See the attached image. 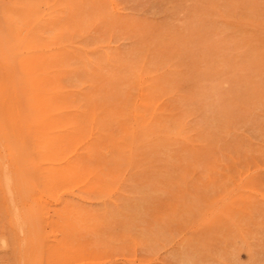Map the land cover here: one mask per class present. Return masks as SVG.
Segmentation results:
<instances>
[{"label":"rangeland","instance_id":"374dc122","mask_svg":"<svg viewBox=\"0 0 264 264\" xmlns=\"http://www.w3.org/2000/svg\"><path fill=\"white\" fill-rule=\"evenodd\" d=\"M0 59V264H264V0H0Z\"/></svg>","mask_w":264,"mask_h":264},{"label":"bare ground","instance_id":"6f19581e","mask_svg":"<svg viewBox=\"0 0 264 264\" xmlns=\"http://www.w3.org/2000/svg\"><path fill=\"white\" fill-rule=\"evenodd\" d=\"M31 1H32V0H31ZM9 2H10V1H9ZM11 2H12V1H11ZM16 3H17V2H16ZM33 3H34V2L29 3V4L34 5ZM17 4H18V3H17ZM10 5L12 6V4H9V6H10ZM14 6H15V5H14ZM15 7H16V6H15ZM34 12H35V11H34ZM7 13H8V12H7ZM14 13H15L17 16H20V15H22L23 12H20V13H21V14H20V13H17V10H16V12H14ZM25 13H26V12H25ZM25 13H24V14H25ZM15 14H13V15H15ZM19 14H20V15H19ZM24 14H23V15H24ZM3 16H5V15H3ZM6 16H7V15H6ZM24 16H25V15H24ZM20 17H21V16H20ZM7 18H8V17H7ZM37 20H38V19H37ZM37 20H36V21H37ZM9 21H12V19H11V20L9 19ZM25 21H26V20L23 21V24H24ZM28 21H29V20H28ZM28 21H27V22H28ZM13 22H14V21H13ZM11 23H12V22H11ZM19 23H20V22H19ZM21 23H22V22H21ZM12 24H13V23H12ZM13 25H16V27H17V24H16V23L13 24ZM22 26H23V25H22ZM68 26H69V25H68ZM238 27H239V26H238ZM64 29H65V28H64ZM6 30H7V29H6ZM16 30H18V28H16ZM19 30H21V29H19ZM21 31H22V30H21ZM22 32H24V30H23ZM44 32H45V31L43 30V31H42V34H44ZM46 32H47V31H46ZM49 32H51V33L53 34V31L50 30V31H48L47 33L49 34ZM54 32H55V31H54ZM16 33H17V32H16ZM27 33H28V32H27ZM51 33H50V34H51ZM2 34H3V33H2ZM22 34H23V33H22ZM22 34H21V35H22ZM37 34H38V32H37ZM45 34H46V33H45ZM48 34H47V35H48ZM57 34H58V33H57ZM253 34H254V33H253ZM23 35H24V34H23ZM38 35H40V34H38ZM6 36H7V35H6ZM17 36H18V34H17ZM40 36H42V35H40ZM56 36H58V35H56ZM252 36H253V35H252ZM50 37H51V36H50ZM48 38H49V36H48ZM48 38H47V39H48ZM251 38H252V37H251ZM7 39H10V38L7 37V38L5 39L6 42H7ZM49 39H51V38H49ZM257 41H258V39H257ZM6 42H2V43H6ZM20 42H22V41H20ZM7 43H8V42H7ZM29 43H30V42H29ZM31 43H34V42H31ZM8 44H9V45H8ZM8 44H6L8 47L11 46V45H13L11 42L8 43ZM16 44L18 45V43H16ZM34 44H35V43H34ZM35 46H37V45H35ZM41 48H42V47H41ZM13 49H14V48H13ZM17 49H19V48L17 47ZM35 49H38V48L35 47ZM39 49H40V48H39ZM32 50H34V49H32ZM15 51H16V49H15ZM21 51H22V50H21ZM34 51H35V50H34ZM16 52L18 53V51H16ZM26 52H27V51H26ZM18 54H21V53H18ZM23 54H24V53H23ZM89 54H90V53H89ZM103 54H104V53H103ZM107 54H108V53H107ZM15 55H16V54H15ZM39 55H40V54H39ZM109 56H110V54H109ZM111 56H112V55H111ZM106 57H108V56L106 55ZM1 58H2V57H1ZM4 58H5V57H4ZM8 58H9V57H8ZM11 58H12V56H11ZM53 58H54V57H53ZM98 58H100V57H98ZM104 58H105V56H104ZM104 58H103V59H104ZM108 58H109V57H108ZM108 58H106V59H108ZM112 58H113V56H112ZM12 59H13V58H12ZM17 59H18V58H17ZM89 59H90V58H89ZM110 59H111V57H110ZM114 59H115V58H114ZM114 59H111V60L114 61ZM0 60H1V59H0ZM3 60L6 61V59H3ZM14 60H15V59H14ZM93 60H94V59H93ZM99 60H100V59H99ZM118 60H119V58H118ZM1 61H2V60H1ZM5 61H4V62H5ZM7 61H8V59H7ZM7 61H6V62H7ZM76 61H77V60H76ZM78 61H80V60H78ZM96 61H97V65H96V64H95V65L98 67V64H99V66H100V63H98V59H97ZM103 61H104V60H103ZM106 61H107V63H109V62H108L109 60H105V61H104L105 64H107ZM116 61H117V60H116ZM101 62H102V59H101ZM104 62H102V63H104ZM121 62H122V61H121ZM130 62H131V61H130ZM0 63H1V62H0ZM14 63H15V61L13 62V64H14ZM17 63H18V62H17ZM118 63L120 64V62L117 61V62H116V66H117ZM7 64H8V63H7ZM15 64H16V63H15ZM81 64H83V62H82ZM127 64H128V63H127ZM9 65H12V64H9ZM77 65H78V64H77ZM0 66H1V65H0ZM14 66H15V65H14ZM14 66H13V68H14ZM78 66L80 67V65H78ZM121 66L123 67L124 65L122 64ZM121 66H119V67L117 66V67L121 69V68H122ZM135 66H137V65L135 64ZM4 67H5V66H4ZM4 67H2V70L5 69ZM97 67H96V68H97ZM102 67H103V66H102ZM114 67H115V66H114ZM125 67H126V66H125ZM129 67H130V64H129V66H128V69H129ZM80 68H81V67H80ZM99 68H100V67H99ZM134 68H135V67H134ZM134 68H133V69H134ZM71 69H72V68H71ZM114 69H115V68H113V70H112V69H109V72H110V70H112L111 74H113V73L115 74V72L117 71V69H116V71H115ZM135 69H136V68H135ZM7 70L9 71L10 69H7ZM18 70H19V69H18ZM73 70H74V69H73ZM118 70H119V69H118ZM129 70H132V67H131V69H129ZM136 70H137V69H136ZM114 71H115V72H114ZM119 71L124 72L125 69H124V71H123V70H119ZM0 72H2V71H0ZM10 72H11V71H10ZM12 72H13V71H12ZM128 72H129V71H128ZM128 72H127V74H128ZM138 72H139V71H136L134 74H137ZM6 73H8V72H6ZM116 73L120 74L121 72H120V73H119V72H116ZM124 73H125V72H124ZM0 74H1V73H0ZM3 74H4V73H3ZM90 74H92V73H90ZM99 74H100V73H99ZM114 74H113V75H114ZM131 74H132V73H131ZM131 74H130V75H131ZM139 74H140V72H139ZM8 75H9V74H8ZM22 75H23V74H22ZM103 75H104V74L101 73V76H103ZM120 75H121V76H124V75H122V74H120ZM130 75L128 74L127 76H126V75H125V76L128 77V76H130ZM1 76H2V75H1ZM91 76H92V75H91ZM91 76H90V78H91ZM104 76H106V75H104ZM117 76H118V75H117ZM2 77H3V76H2ZM17 77H18V76H17ZM19 77H21V75H20ZM113 77H114V76H113ZM119 77H120V76H119ZM126 77H125V78H126ZM12 78H13V77H12ZM14 78H15V77H14ZM21 78H22V77H21ZM115 78H116V75H115ZM128 78H129V77H128ZM136 78H137V77H136ZM2 79H3V78H2ZM8 79H9V78H8ZM18 79H19V78H18ZM107 79H108V77H107ZM126 79H127V78H126ZM134 79H135V78H134ZM141 79H142V78H141ZM118 80H119V79H118ZM121 80H122V79H121ZM139 80H140V79H139ZM142 80H143V79H142ZM18 81H19V80H18ZM20 81H21V80H20ZM128 81H129V80H128ZM128 81H127V82H128ZM1 82H3V81H1ZM130 82H131V81H130ZM102 83H103V82H102ZM140 83H141V82H139V84H140ZM163 83H164V82H163ZM2 84H3V83H2ZM2 84H1V85H2ZM20 84H21V83H20ZM99 84H100V83H99ZM123 84H124V83H122V85H123ZM134 84H135V83H134ZM164 84H165V83H164ZM5 85H6V84H5ZM21 85H23V84H21ZM92 85H93V84H92ZM118 85H119V84H118ZM124 85H125V84H124ZM144 85H145V84H144ZM161 85H163V84H161ZM6 86H8V85H6ZM6 86H5V87H6ZM125 86H126V85H125ZM125 86H124V87H125ZM145 86H147V85H145ZM91 87H92V86H91ZM103 87H104V86H103ZM119 87H120V86H119ZM122 87H123V86H122ZM122 87H121V88H122ZM137 87H139V86H137ZM143 87H144V86H143ZM1 88H2V86H1ZM9 88H10V87H9ZM13 88H15V87H13ZM101 88H102V87H101ZM163 88H164V87H163ZM6 89L8 90V87H7ZM17 89H18V88H17ZM11 90H12V87H11ZM11 90H10V92H11ZM36 90H37V89H36ZM102 90H103V88H102ZM1 91H2V90H1ZM12 91H13V90H12ZM41 91H42V90H41ZM43 91H44V90H43ZM80 91H81V90H80ZM105 91H107V90H105ZM120 91H121V90H120ZM120 91H119V94H120ZM138 91H139V90H138ZM10 92H9V94L12 95L14 91L12 92V94H11ZM15 92H16V91H15ZM19 92H20V89H19ZM21 92H22V91H21ZM21 92H20V94H21ZM38 92H39V91H38ZM47 92H48V91H47ZM74 92H75V91H74ZM123 92H124V91H123ZM24 93H25V92H24ZM24 93H23L24 96H25L26 94H28V92H26V94H24ZM32 93H33V92H32ZM0 94H1V93H0ZM3 94L5 95V90H4ZM14 94H15V93H14ZM35 94H36V93H35ZM77 94H80V93H77ZM121 94H122V93H121ZM138 94H139V93H138ZM158 94H159V93H158ZM23 95H22V96H23ZM50 95H52V94H50ZM82 95H83V94H82ZM82 95H81V96H82ZM123 95H125V94H123ZM123 95H122V96H123ZM0 96H1V95H0ZM2 96H3V95H2ZM79 96H80V95H79ZM79 96H78V98H79ZM81 96H80V99H81ZM88 96H89V95H88ZM160 96H161V95H160ZM3 97H4V96H3ZM5 97H6V95H5ZM13 97H14V95H13ZM15 97H16V96H15ZM82 97H83V96H82ZM139 97H140V94H139ZM6 98H7V97H6ZM6 98H5V99H6ZM16 98H17V97H16ZM84 98H85V97H84ZM86 98L88 99V97H86ZM100 98H101V97H99V99H100ZM122 98H123V97H122ZM9 99H10V97H9ZM23 99H24V98H23ZM89 99H90V98H89ZM137 99H138V98H136V100H137ZM159 99H160V97H159ZM7 100H8V98H7ZM17 100H19V98L16 99L15 102H16ZM21 100H22V99H21ZM24 100H26V98H25ZM30 100H31V98H30ZM2 101H3V100H2ZM8 101H10V102H8ZM8 101H7L8 104L12 102L11 100H8ZM137 101H138V100H137ZM143 101H144V100H143ZM15 102L11 103L12 106H13V104H14ZM20 102H21V101H20ZM99 103L101 104V102H99ZM135 103H136V102H134L133 105H135ZM141 103H142V102H141ZM141 103H140V104H141ZM5 104H6V103H5ZM5 104H3V105H5ZM105 104H106V103L103 102V105H104V106H105ZM137 104H138V103H137ZM157 104H158V103H157ZM22 105H23V104H22ZM24 105H25V104H24ZM122 105H124V104L122 103L121 106H122ZM133 105H132V107H133ZM6 106H7V104H6ZM6 106H5V107H6ZM14 106H15V104H14ZM85 106H86V105H85ZM98 106H99V104H98ZM106 106H107V105H106ZM126 106H127V105L123 106L122 108H126V109H127ZM1 107H2V106H1ZM8 107L11 109V106H10V105H9ZM19 107H20V106H19ZM19 107H18V109H19ZM82 107H83V106H82ZM97 108H98V107H97ZM106 108H107V107H106ZM108 108H109V107H108ZM112 108H113V107H112ZM112 108H111V110H112ZM137 108L140 109L138 106H137ZM137 108H136V109H137ZM0 109H2V108H0ZM5 109H6V108H5ZM15 109H17V107H15ZM83 109H84V108H82V111H83ZM85 109H86V108H85ZM100 109H101V108H100ZM116 109H117V108H116ZM128 109H129V108H128ZM136 109H135V110H136ZM2 110H4V109H2ZM23 110H24V109H23ZM23 110H22V111H23ZM75 110H76V109H75ZM114 110H115V109H114ZM120 110H121V108H120ZM129 110H130V109H129ZM27 111H28V109H27ZM27 111H24V112H27ZM112 111H113V110H112ZM117 111H118V109H117ZM132 111H133V110H132ZM132 111H131V112H132ZM1 112L4 113V111H1ZM16 112H17V111H16ZM28 112H29V111H28ZM30 112H31V109H30ZM30 112H29V113H30ZM32 112H33V111H32ZM34 112H36V111L34 110ZM37 112H38V111H37ZM74 112H75V111H74ZM86 112H87V110H86ZM108 112H109V110H108ZM113 112H114V111H113ZM113 112H112V113H113ZM118 112H119V111H118ZM120 112H121V111H120ZM95 113H97V111H96ZM125 113H126V112H125ZM12 114H13V113H12ZM35 114H37V113H35ZM35 114H34V115H35ZM39 114H41V113H38V117H39ZM60 114H61V113H60ZM86 114H88V113H86ZM86 114H85V115H86ZM119 114H120V113H119ZM129 114L131 115V113H129ZM129 114H128V115H129ZM134 114H135V113H134ZM143 114H144V113H143ZM152 114H153V109H152ZM154 114H155V113H154ZM74 115H75V117H76V114H74ZM82 115H83V114H82ZM82 115H81V118H83ZM85 115H84V116H85ZM112 115H113V114H112ZM11 116H12V115H11ZM36 116H37V115H36ZM63 116H65V115H63ZM66 116L68 117V112L66 113ZM86 116H87V115H86ZM0 117H1V115H0ZM46 117H47V116H46ZM61 117H62V116H61ZM130 117H131V116H129V118H130ZM132 117L134 118V116H132ZM132 117H131V118H132ZM137 117H138V115H137ZM148 117H150V116H148ZM77 118H78V116H77ZM79 118H80V117H79ZM84 118H85V117H84ZM131 118H130V119H131ZM151 118H152V116H151ZM0 119H1V118H0ZM69 119H70V120H73L71 116L69 117ZM87 119H90V118H87ZM93 119H95V118H93ZM172 119H173V117H172ZM12 120H13V119H12ZM29 120H30V119H29ZM65 120H68V118H66ZM82 120H83V119H82ZM132 120H133V119H131V122H132ZM134 120H135V118H134ZM148 120H149V119H148ZM148 120H147V121H148ZM13 121H14V120H13ZM92 121H93V120H92ZM112 121H113V120H112ZM147 121H146V122H147ZM16 122H17V121H16ZM28 122H30V121H27L25 125H27ZM128 122H129V121H128ZM146 122H145V123H146ZM64 123H66V122H64ZM68 123H69V121L67 122V124H68ZM91 123H92V122H91ZM132 123L135 124V122H132ZM137 123H138V122H137ZM167 123H168V122H167ZM9 124H10V123H9ZM15 125H16V124H15ZM28 125H29V124H28ZM88 125H89V124H88ZM92 125H93V124H92ZM131 125H132V124H131ZM29 126H30V125H29ZM137 126L139 127L140 125L138 124ZM137 126H136V127H137ZM13 127H14V126H13ZM30 127H31V126H30ZM30 127H29V128H30ZM90 127H92V126H90ZM129 127H130V124H129ZM155 127H156V126H155ZM1 128H3V127H1ZM105 128H108V127L105 126ZM112 128H113V127H112ZM143 128H144V127H142V129H143ZM3 129H5V128H3ZM108 129H109V128H108ZM134 129H135V127H134ZM183 129H184V128H183ZM1 130H2V129H1ZM5 130H6V129H5ZM5 130H4V131H5ZM11 130H12V128H11ZM72 130H73V129H72ZM109 130H110V129H109ZM109 130H108V131H109ZM131 130H132V129H131ZM184 130H185V129H184ZM41 131H42V130H41ZM123 131H124V130H123ZM132 131H133V130H132ZM177 131H178V130H177ZM38 132H39V131H38ZM61 132H63V131H61ZM68 132H69V131H68ZM133 132H134V131H133ZM135 132H136V131H135ZM63 133H64V132H63ZM70 133H71V132H70ZM90 133H91V132H90ZM128 133H129V131H128ZM56 134H57V133H56ZM129 134H131V133H129ZM132 134L134 135V133H132ZM64 135H65V134H64ZM68 135H69V133H68ZM71 135H73V134H71ZM89 135H91V134H89ZM115 135H116V134H115ZM133 135H132V136H133ZM157 135H158V134H157ZM159 135H161V134H159ZM171 135H173V134H171ZM31 136H32V135H31ZM112 136H113V135H112ZM116 136H117V135H116ZM119 136H120V135H119ZM153 136H154V135H153ZM162 136H164V135L162 134ZM5 137H6V132H5ZM5 137H4V138H5ZM89 137H90V136H89ZM172 137H173V136H172ZM183 137H184V136H183ZM185 137H187V136H185ZM61 138H62V137H61ZM61 138H60V139H61ZM148 138H149V137H148ZM148 138H146V139H148ZM156 138H157V137H156ZM179 138L181 139L182 137H179ZM132 139L134 140V138H132ZM143 139H145V138H143ZM146 139H145V140H146ZM149 139H150V138H149ZM151 139H152V136H151ZM184 139H185V138H184ZM187 139H188V137H187ZM5 140H6V138H5ZM32 140H33V139H32ZM61 140H62V139H61ZM145 140H143V141H145ZM162 140H163V139H162ZM9 141H11V140H9ZM46 141H47V140H46ZM107 141H108V140H107ZM126 141H127V140H126ZM143 141H142V142H143ZM6 142H7V141H6ZM6 142H5V143H6ZM11 142H12V141H11ZM13 142H16V141L13 140ZM19 142H20V141H19ZM107 143H108V142H107ZM140 143H141V142H139V144H140ZM24 144H26V143H24ZM38 144H40V143H38ZM101 144H102V143H101ZM103 144H104V143H103ZM111 144H112V143H111ZM134 144H135V143H134ZM136 144H137V143H136ZM145 144H146V143H145ZM0 145H1V144H0ZM4 145H7V146H8V144H4ZM9 145H10V143H9ZM12 145H13V143H12ZM14 145H15V144H14ZM21 145H22V142H21ZM36 145H37V144H36ZM36 145H34V148H36V147H35ZM40 145H42V144H40ZM40 145H38V146H40ZM45 145H46V144H45ZM16 146H17V145H16ZM19 146H20V145H19ZM22 146H23V145H22ZM131 146H132V145H131ZM1 147H2V146H1ZM1 147H0V149H1ZM63 147H64V145H63ZM100 147H101V145H100ZM124 147H125V146H122L121 149H123ZM135 147H136V146H135ZM6 148H8V147H6ZM20 148H21V147H20ZM64 148H65V147H64ZM97 148H98V146H97ZM131 148H132V150H133V152H134V146H132ZM131 148H130L129 150H131ZM9 149H10V148H8V151H10ZM75 149H76V148H75ZM98 149H99V148H98ZM6 150H7V149H6ZM6 150H5V151H6ZM23 150H24V149H23ZM34 150H35V149H34ZM8 151H6V152H8ZM32 151H33V150H32ZM32 151H31V152H32ZM0 152H1V151H0ZM2 152H3V150H2ZM131 152H132V151H131ZM11 153H12V151H11ZM32 153H34V151H33ZM32 153H30V155H31ZM1 154H2V153H1ZM8 154H10V153H8ZM126 154H127V153H126ZM13 155H14V157H15V154H13ZM34 155H35V154H33V156H34ZM108 155H109V154H108ZM130 155H131V153H130ZM132 155H133V153H132ZM132 155H131V156H132ZM52 156H53V155H52ZM122 156H124V155H122ZM12 157H13V156H12ZM43 157H44V156H43ZM113 157H114V156H113ZM51 158H52V157H51ZM15 159L17 160L16 157H15ZM121 159H122V158H121ZM66 161H67V160H66ZM10 162H11V161H10ZM12 162H14V161L12 160ZM113 163H114V162H113ZM49 164H50V163H49ZM181 164H182V163H181ZM199 164H200V163H199ZM14 165H15V164H14ZM50 165H51V164H50ZM50 165H48V166H50ZM52 165H53V164H52ZM48 166H47V167H48ZM79 168H80V166H79ZM79 168H78V169H79ZM110 168H111V167H110ZM66 169H67V168H66ZM78 169H77V170H78ZM198 169H199V168H198ZM78 171H79V170H78ZM72 172H73V171H72ZM65 175H66V174H65ZM69 176H70V175H69ZM88 177H89V176H88ZM71 178H72V177H71ZM76 179H77V177H76ZM76 179H75V180H76Z\"/></svg>","mask_w":264,"mask_h":264}]
</instances>
